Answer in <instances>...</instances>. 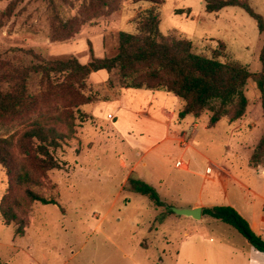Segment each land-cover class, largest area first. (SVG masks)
Instances as JSON below:
<instances>
[{"label": "rangeland", "instance_id": "374dc122", "mask_svg": "<svg viewBox=\"0 0 264 264\" xmlns=\"http://www.w3.org/2000/svg\"><path fill=\"white\" fill-rule=\"evenodd\" d=\"M70 1L76 14L79 3ZM155 1L160 2L162 38L189 40L198 55L242 64L253 74L261 72L264 33L245 9L228 7L209 13L206 0ZM155 1H121L112 14L84 26L72 40L53 43L48 0H0V59L30 63L28 51L45 60L76 58L82 64L90 62L91 50L97 58L115 57L119 33L136 34L130 21ZM246 1L264 19V0ZM93 34L101 42L104 39V50L90 42ZM118 79L106 71L92 74L87 96L93 101L83 106L44 96L39 80L31 81L37 97L33 107L0 121V137L16 141L38 119L65 136L59 147L50 150L59 168L48 171L42 186L34 189L57 204L30 203L24 190L19 191L25 234L17 235L16 226L5 223L0 213V264H230L241 260L242 251L263 260L264 255L252 252L248 241L230 226L208 217L197 221L168 212V207L188 208L196 202L234 204L244 214L245 207L251 206L256 217L252 222L257 224L254 231L264 239V166L251 165L264 135V111L254 78L248 81L249 106L240 120L232 123L224 118L210 128L207 112L200 119L177 118L157 132L148 130L147 120L116 116L121 94L129 111L151 102L139 96L151 92L122 89ZM183 105L179 98H171L164 107L178 115ZM62 114L64 123L48 120ZM15 150L19 160H26ZM218 167H225L247 189L225 177L222 181ZM131 178L153 185L167 206L156 207L132 192ZM224 183L229 198L224 195ZM9 186L8 170L0 164V205Z\"/></svg>", "mask_w": 264, "mask_h": 264}, {"label": "trees", "instance_id": "16d2710c", "mask_svg": "<svg viewBox=\"0 0 264 264\" xmlns=\"http://www.w3.org/2000/svg\"><path fill=\"white\" fill-rule=\"evenodd\" d=\"M77 13L70 0H48L49 19L52 31L51 42H68L76 37L88 24L112 14L124 0H76ZM155 1V0H151ZM160 2L151 8L141 10L131 23L137 33H119V52L115 57L97 58L91 50V60L82 64L78 59L45 60L34 51L26 52L32 61H7L0 59V121L27 112L37 97L31 90V81L43 85L44 96L60 101H77L79 106L93 101L87 96L92 74L106 71L116 74L122 89L163 91L183 101L178 117L200 119L210 113L208 126L214 128L224 118L236 122L243 118L249 106L246 97L248 81L254 78L261 94L264 111V47L260 54L261 72L253 74L247 66L232 61L222 62L194 52L193 43L176 37L160 36ZM228 7H241L258 23L264 33V19L242 0H206V10L216 13ZM69 8L71 10H69ZM14 62V63H13ZM8 84V88L1 87ZM109 83L114 84L112 79ZM65 109L69 106H63ZM62 115L48 117L49 121L64 123ZM68 122V121H66ZM73 131L71 123H68ZM65 138L54 125L45 119H38L23 129L18 141L15 138L0 137V164L10 176V186L1 201L0 213L5 223L16 226V234H25L26 220L18 193L24 190L30 203L56 205L34 189L42 186V178L48 171L58 169L59 164L51 149L59 147ZM18 149L26 157L19 160ZM251 165L264 166V135L255 149ZM132 192L147 197L156 207H166L156 188L139 179H129ZM170 214H175L168 207ZM203 216L222 222L235 229L257 251L264 253V239L258 236L249 222L231 206H214L203 209ZM163 219V218H162ZM164 220V219H163Z\"/></svg>", "mask_w": 264, "mask_h": 264}, {"label": "crops", "instance_id": "0c3cea01", "mask_svg": "<svg viewBox=\"0 0 264 264\" xmlns=\"http://www.w3.org/2000/svg\"><path fill=\"white\" fill-rule=\"evenodd\" d=\"M130 23H131V21H130ZM99 38H101L99 35L97 36V35L93 34V36H91L90 42L91 43L93 42L92 44H94V46L98 45V47L95 46V48H99V49L102 48L104 50V39L102 38V42H101ZM97 40L99 41V44L96 43ZM94 74H97V73H94ZM149 92H151V93H148L149 95L140 94L139 96H142V98H147L151 102L148 105L139 106V109L135 110V111H129L125 108V106L123 104V99L125 98V94H121L119 100L116 101V103L118 104V105H116L117 106L116 107V109H117L116 110V112H117L116 116L123 114V118H125L127 116L131 119L138 117V118H141L142 120H147V122H150L149 126H148V130L153 131V132H157L161 128H168L170 125H172V122L179 117L175 113L170 114L167 110H165L166 108L164 107V105L168 99H171V98L178 99V97H176L175 95H173L171 93H167V92H163V91H156V92L149 91ZM159 108H162L161 112L158 111ZM163 115H165V116H163ZM113 118H112V120H113ZM164 119H167V120L165 121ZM195 125H198V124H195ZM209 170H210V168H208V171ZM216 170L219 172V177L221 180H222V178L225 177V179H227V180H230L232 182H236L241 188H244V190L247 189V187L241 181H239V179H237L236 176H234L232 173L227 171V169H225V167H218ZM227 189H228L227 185H226V183H224L223 184L224 195L229 198V191ZM195 207H201L202 209H204V208H208V207H214V205L206 206L204 203L196 202V203L192 204L191 206H189L188 209L195 208ZM231 207H234L249 222L251 228L254 231L255 226L257 224L252 222L256 219V217H253V214H252L253 210L251 209V206L245 207V209L247 211V213L245 212V214L241 210V208H238L236 205L232 204ZM204 218L205 217L202 216V220ZM258 236L262 237L261 234H259ZM250 246H251V244H250ZM252 250H253L252 252H258V253L264 255V253H261L254 248ZM252 254H253V256H257L256 253H252ZM250 256H252V255H250ZM240 257H241V260H239L237 262L230 263V264H264V259L261 260V259H253L251 257L249 258V256H247V254L243 251L240 254Z\"/></svg>", "mask_w": 264, "mask_h": 264}, {"label": "water", "instance_id": "95a60500", "mask_svg": "<svg viewBox=\"0 0 264 264\" xmlns=\"http://www.w3.org/2000/svg\"><path fill=\"white\" fill-rule=\"evenodd\" d=\"M171 209L175 214L179 216L192 218L197 221L202 220L203 209L201 207H195L191 209L188 208H171Z\"/></svg>", "mask_w": 264, "mask_h": 264}, {"label": "built area", "instance_id": "2783aa9c", "mask_svg": "<svg viewBox=\"0 0 264 264\" xmlns=\"http://www.w3.org/2000/svg\"><path fill=\"white\" fill-rule=\"evenodd\" d=\"M109 118H110V119H112V118H113V116H112V115H109Z\"/></svg>", "mask_w": 264, "mask_h": 264}]
</instances>
